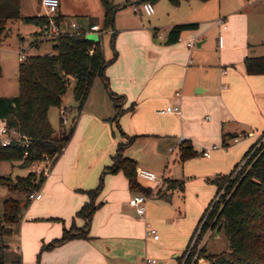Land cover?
<instances>
[{
	"label": "crops",
	"instance_id": "obj_1",
	"mask_svg": "<svg viewBox=\"0 0 264 264\" xmlns=\"http://www.w3.org/2000/svg\"><path fill=\"white\" fill-rule=\"evenodd\" d=\"M221 12L225 11H219L217 16L214 13L206 19L210 22L208 29H201L199 21L195 18L169 20L164 24L167 33L168 29L177 23L195 22L198 26L183 30L177 42L167 44V33L162 36L159 32L162 27L159 24V16L156 20L153 19L152 23L149 20V25L143 29L135 26L133 18L129 22H122L120 19L118 30L112 27L110 31L111 26H103L101 9L99 23L102 25L95 22L90 25H99V40L104 57L110 60L104 68L105 78L98 76L94 80L81 110L76 109L77 114H70L72 119L69 124L74 123L72 134L38 187L42 197L31 200L29 207L22 210L18 222L12 225V232L17 231L15 227L18 229L20 244L25 252L23 255L22 246L15 247L20 252L19 264H33L36 258V264H147L146 258L156 259V264H178V260H173L179 256L177 240L186 235V225H182L181 221L184 215L181 212L182 203L173 202L174 190L171 191L170 200L159 196L158 190L163 186L160 182L162 179L173 178L172 175L164 174L165 168L168 167L169 160H179V151L175 154L168 152L166 156L159 155L164 162L157 166L148 157L145 146L135 144L137 140L156 133H177V126L173 128L166 122L162 125L154 123L153 107L158 101L160 104L166 103L165 105H168L169 101L177 103L186 111L188 105L195 101L202 103L205 99L218 102L219 99L223 100L225 91L232 95L237 92L247 94V101L251 105H258L263 101L264 87L260 88L259 85L264 84V74L250 75L244 72L242 62L248 55L244 48L249 43L227 41V37H235L236 31L231 28L226 15ZM219 17L224 19L225 29L216 24L215 20ZM107 31H110V36ZM90 33L96 35L98 32ZM215 34L216 41L219 34L223 35L224 42L220 48L214 43ZM193 38L200 39L196 48L186 45V42ZM225 40L226 45L230 44L237 52L244 53L242 58L235 61L236 66L229 69L230 73L221 64L220 51L218 59H215L212 50H217L216 47L218 50L223 49ZM194 61L198 63L194 64ZM217 72L220 78L230 76L235 90H231L232 86L225 82H221L220 93L212 88L210 83L214 76L217 77ZM172 85L178 87L175 88V93L179 92L178 95L172 94ZM110 91L114 92L115 97L110 95ZM114 103L120 108L129 106V109L122 110L115 120ZM215 109L218 113L216 123L217 127L221 126V135L231 133L226 130L227 123L239 118L238 115L229 106L224 108L219 103ZM156 111L175 114L181 122L180 131L187 130V122L183 121L180 115L182 110L181 113L159 112V109ZM94 133L98 137V144L89 146L86 139ZM181 136L187 140L183 132ZM118 140L129 141L121 154L132 158L135 168L148 167L161 173L157 181L135 176L141 187L151 188V195L145 204V219H140L135 208L128 202L132 195L142 191L130 187L121 170L114 171L109 167ZM180 142L177 137L172 141L178 145ZM131 148L134 149L130 153L127 150ZM171 149L174 151V148ZM204 149L202 147V150ZM161 168L163 171H160ZM101 177L102 184L99 185ZM93 192L94 209L90 216L76 214L80 207L91 199ZM147 222L159 233L157 239L147 233ZM65 230L80 231L85 236L76 235L63 242L54 243ZM6 248L8 249V245Z\"/></svg>",
	"mask_w": 264,
	"mask_h": 264
},
{
	"label": "trees",
	"instance_id": "obj_2",
	"mask_svg": "<svg viewBox=\"0 0 264 264\" xmlns=\"http://www.w3.org/2000/svg\"><path fill=\"white\" fill-rule=\"evenodd\" d=\"M100 1L103 8V26H111L113 10L117 8V4L112 0ZM18 7L19 0H0V34L4 31L6 21L19 18ZM60 18V15L56 16L58 22ZM21 20L40 27L46 21V17L24 16ZM197 26L195 22L172 25L167 33L166 43L177 42L183 30L194 29ZM109 61L104 57L100 40L87 38L81 28L62 31L54 37L53 52L27 54L21 59L18 63V93L12 96L0 95V119L4 120L8 127L15 128L20 134L27 136L30 144L24 147L17 143L9 145L0 143V162L17 160L20 165L28 167L42 160L45 155L52 157L54 161L70 139L74 123L72 122L68 128L64 127L62 131L55 130L49 122V108L61 105L62 97L68 88V78L73 77L72 94L76 101V109L81 110L94 80L98 76L105 78L104 68ZM242 68L246 74H264V55L245 56ZM110 95L115 97L113 91H110ZM114 105L115 120L123 108L118 107L117 103ZM127 108L129 109V106ZM261 134H264V130ZM226 136L230 140L224 139ZM234 136H237L236 132L223 133L222 145L229 146V141H233ZM187 141L183 139L178 145L179 160L182 162L198 153L202 155V150L197 152ZM128 142L127 140L117 144V153L110 168L114 171L121 170L127 177L130 187L139 188L143 194L149 196L151 188L141 187L136 182L135 161L121 154ZM44 178L45 175L36 170H30L25 175L16 176L15 179L0 175V182L8 189L24 190L27 200L23 204L14 197L0 201V264H5L2 253L6 245L3 243V236L12 233V225L20 219L23 206H27L31 201L28 193L37 190ZM206 179L215 185V192L198 218L185 250L178 256V264H197L199 257L205 258L206 264H264V143L256 140L227 173L216 174ZM164 180L170 183L167 188L170 192L168 195L160 193L159 196H165L166 200H170L171 191L176 188L181 190L183 181L174 178ZM93 195L94 192L90 196L91 199L85 202L76 214L90 216L94 209ZM218 223H222L220 233L227 238L228 248L212 253L206 251L205 242L198 247L203 235L207 231L212 233ZM76 235L85 236L80 231L65 230L54 243L63 242ZM194 236L195 240L190 245ZM14 263L19 264L20 258L15 259Z\"/></svg>",
	"mask_w": 264,
	"mask_h": 264
},
{
	"label": "rangeland",
	"instance_id": "obj_3",
	"mask_svg": "<svg viewBox=\"0 0 264 264\" xmlns=\"http://www.w3.org/2000/svg\"><path fill=\"white\" fill-rule=\"evenodd\" d=\"M112 1L114 4H117V9L114 12L113 18V28L116 29V31L121 24L120 19H122V22H129L133 18L135 20V26L143 29L149 25L150 21L152 23V20H156L159 16L161 19L159 24L162 26L159 28V32L162 36H166L167 27H165L164 24L169 20L195 18L199 21V27L201 26V29H208L210 22L206 21V19H209V16L214 13H216L217 16L219 11H225L221 12V14L226 15L228 24L236 31L235 37L233 39L227 37V41L238 42L240 44L243 41L249 43V45H246L244 48L248 55L264 54V0H178L177 3H173L171 0H153L155 12L149 16L141 11H134L133 5L141 0ZM59 2L56 16H61L59 22L63 31L75 30V28L71 26V22L73 21H75L79 27L87 28V31L89 30L88 26L92 22L102 25V23H99L101 17L100 11L101 9L103 11L100 0H59ZM205 2L206 4H204ZM18 15L19 18L6 21L4 31L0 34V65L2 68L0 76V95L3 96H12L18 93L17 65L21 60L18 54L21 48L25 49V54L28 55L53 52L54 38L38 40L37 32L39 27L36 24L26 23L21 20V17L24 16H45L46 8L41 0H19ZM200 20L202 21L200 22ZM110 31H112V28ZM110 31H107L109 36ZM216 34L213 38L215 45L217 43ZM85 35L87 38H90L92 34L88 32ZM104 35L107 37L106 34ZM207 36L208 34H206V37ZM99 37V33H96L94 39H99ZM198 40L200 39L196 40L193 47H197L196 43ZM31 42L37 44L32 45ZM210 48H212V46H210ZM216 49L218 50L217 47ZM212 50L215 59L218 57L220 51L221 64L228 69L229 73L231 71L229 69H233L236 66L235 61H237L238 58H242L244 54L243 51L237 52L232 48V45H226V40L223 49L218 50V52L214 50V48H212ZM194 62V64L198 63L196 61ZM198 67L200 69V66ZM197 74L200 80V72ZM68 79V88L62 97L61 105L59 107L52 106L48 111L49 122L55 130H58L60 125V107H64L68 115L65 128H68L70 125L69 123L72 119L70 114H77L76 101L72 94L74 80L73 77H69ZM221 82L230 84L232 86L231 90H235L234 85L231 83L230 76H223L220 78L218 72L217 77L214 76L210 85L220 93ZM263 85H259V87L263 88ZM173 86L174 85H172L171 88L172 94L175 93V88H178ZM177 90L180 91V89ZM225 92L224 94L222 93L223 100L219 99V102L214 99H205L202 103H200V101H195L191 103V105H188L189 112L181 108L183 112L180 115L183 121L187 122L188 126L185 131H180L181 122L178 116L175 114L158 113L156 111V109H161L166 106V103L160 104L158 101L153 107L154 123L162 125L166 122L173 128L177 126L179 127L177 128V133H174L175 135H162L156 133L151 137L137 140L135 144V146L143 144L148 157H150V160L157 166H161L164 162V159L159 158V155L166 156L168 152L175 154L179 151L178 144H173L172 141H174L176 137L179 139L182 132L185 134L188 140L187 142H189L197 152L201 151L202 147L207 150L213 143L221 145V148L218 150L211 151L210 157H205L202 156L201 153H198L195 156L186 158L183 162L180 160H169L168 167L165 168L164 174H168L169 176L172 175L174 179L183 181L181 190L176 188L173 192V202L181 201L182 203L181 212L184 215L181 221L182 225H186V235L184 237L181 236V239L177 240V253L179 256L185 250L189 236L197 224L198 218L202 215L207 203L214 195L215 185L206 178H212L216 174L227 173L232 168L233 164L241 160L244 152L256 140L264 143V134H261L264 130V99L262 102L258 103V105H251L247 101V94H240L237 92V94L232 95ZM197 97L200 99V94H198ZM218 103L224 108L229 106L239 117L237 119L235 118L233 122L227 123L226 130L229 132H236L238 135V140L235 142L232 140L229 141V146L222 145L221 126L217 127L216 118L218 113L215 111V108ZM168 104H171L170 101ZM97 139L96 133L93 135L91 134L86 139V144L89 146H96V144H98L96 143ZM224 139L230 140L228 136L224 137ZM171 148H174V151H171ZM133 149L134 148H131V150L128 149L127 151L131 153ZM138 156L141 157V155ZM35 167V165L28 167L22 166L17 160H2L0 162V175L15 179L16 176L25 175L28 171L35 170ZM142 168L153 171L158 177H161V173H158L152 168ZM161 170L162 168L160 171ZM160 182L163 186L159 188L158 192L163 195H168L169 190L167 188L170 186V183L165 182L164 179ZM7 197L17 198L22 204L27 201L24 190H10L5 184L0 182V201ZM29 205L30 203L27 206H22L26 208L29 207ZM15 230L18 231L17 227H15ZM17 231H13L10 235L6 234L2 238L4 245H8V249L5 248L3 250V259L11 264H13L12 261L18 259L20 255V252H15L13 249L17 247V245L20 247L22 246ZM203 242H205L206 251L212 253H217L228 248V240L222 235V232L218 237H214L213 232L209 233L208 231L207 235H203L198 247L201 246ZM22 252L24 255L23 246ZM173 260H179V257H174ZM36 261L37 258L33 261V264H36ZM206 263L207 260L205 258H198L197 264Z\"/></svg>",
	"mask_w": 264,
	"mask_h": 264
},
{
	"label": "built area",
	"instance_id": "obj_4",
	"mask_svg": "<svg viewBox=\"0 0 264 264\" xmlns=\"http://www.w3.org/2000/svg\"><path fill=\"white\" fill-rule=\"evenodd\" d=\"M42 4L46 8V21L38 28V40L41 39H51L59 35L63 30L61 28L60 22L57 21L56 19V11L59 7V0H41ZM134 11H141L146 15H151L154 13L155 8L154 4L152 1L145 0V1H140L138 3H135L133 5ZM216 24L220 26L222 29L226 28V24L224 22V19L219 17L215 20ZM71 26L74 27L75 29H79V25L73 21L71 22ZM90 31H96L99 34L101 33L100 27L96 24L90 25L89 30L87 31L84 30L85 34L90 32ZM180 39V36L178 40ZM196 42V39L193 38L189 41L186 42L187 46H193ZM223 45V35L219 34L217 37V46L220 48ZM19 58L24 59L27 54H25V49L21 48L20 51L18 52ZM224 71V69H222ZM176 95L179 94V92L175 93ZM159 112H166V113H181V107L177 103H171L166 105L163 109H159ZM60 125L58 130L62 131L64 129L66 122L68 121V115L66 113V110H64V107H60ZM184 139V136H181L179 138L180 141ZM238 140V135L233 137V141ZM0 143L2 145H9L11 143H17L19 145H23L24 147L29 146L30 144V139L19 133L18 130L12 127H8V125L5 123L4 120L0 119ZM221 147L220 144H213L210 148L207 150H202V155L208 157L210 155V151L212 149H217ZM173 150V149H171ZM26 152V151H25ZM53 158L45 155L42 160L34 163L35 165V170L38 173H43L46 175L48 172V169L50 165L52 164ZM136 175L138 177L144 178V179H149V180H155L157 181L159 177L153 172L148 169L138 167L136 168ZM42 197L41 192L37 189L34 191H31L28 193V198L30 200H38ZM148 199V195H145L143 193H136L132 195L128 202L131 206H133L139 216L140 219H145V204ZM146 231L148 234H150L154 239L158 238V233L155 230L153 226H151L148 222L146 223ZM208 231L205 233L207 235ZM195 240V236L192 239L190 245ZM200 243V242H199ZM200 247V246H199ZM15 252H19L17 248H15ZM147 264H156L157 260L154 258H146ZM5 264H11V263H5Z\"/></svg>",
	"mask_w": 264,
	"mask_h": 264
},
{
	"label": "water",
	"instance_id": "obj_5",
	"mask_svg": "<svg viewBox=\"0 0 264 264\" xmlns=\"http://www.w3.org/2000/svg\"><path fill=\"white\" fill-rule=\"evenodd\" d=\"M115 10H116V8L113 10V14H114V12H115ZM113 27V22L111 23V28ZM94 37H95V34H92L91 36H90V39H94ZM123 108V107H122ZM126 108H123V110H125ZM122 135V134H121ZM123 136V135H122ZM124 140H118V142H117V144L119 143V142H123ZM117 144H116V148H117ZM116 153H117V150H115V152H114V154H112L111 155V158H112V162H113V157L116 155ZM112 164V163H111ZM111 165H109V167H110ZM100 184H102V177H101V179H100V181H99V185ZM87 202V201H86ZM221 227H222V223H218V225L215 227V229H214V231H213V236L214 237H218L219 235H220V230H221Z\"/></svg>",
	"mask_w": 264,
	"mask_h": 264
}]
</instances>
